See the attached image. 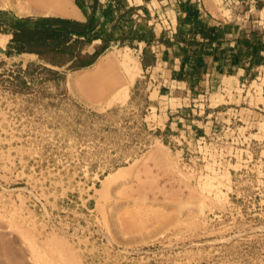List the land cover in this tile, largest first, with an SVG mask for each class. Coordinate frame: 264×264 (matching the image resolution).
Listing matches in <instances>:
<instances>
[{
	"label": "rangeland",
	"instance_id": "374dc122",
	"mask_svg": "<svg viewBox=\"0 0 264 264\" xmlns=\"http://www.w3.org/2000/svg\"><path fill=\"white\" fill-rule=\"evenodd\" d=\"M71 2L137 7L160 61L56 70L0 40V264H264V0Z\"/></svg>",
	"mask_w": 264,
	"mask_h": 264
},
{
	"label": "crops",
	"instance_id": "0c3cea01",
	"mask_svg": "<svg viewBox=\"0 0 264 264\" xmlns=\"http://www.w3.org/2000/svg\"><path fill=\"white\" fill-rule=\"evenodd\" d=\"M62 2L74 9L71 15L36 5H30L33 13L28 15H18L14 8L2 11L0 40H5V57L27 55L52 69L76 71L94 65L110 48L120 47L136 52L142 73L158 65L160 59L152 46L158 43V35L151 39L150 32L142 35L137 7L113 5L109 9L91 7L81 11L71 0ZM203 9H198V18L210 13L205 6Z\"/></svg>",
	"mask_w": 264,
	"mask_h": 264
},
{
	"label": "bare ground",
	"instance_id": "6f19581e",
	"mask_svg": "<svg viewBox=\"0 0 264 264\" xmlns=\"http://www.w3.org/2000/svg\"><path fill=\"white\" fill-rule=\"evenodd\" d=\"M12 0H0V8L1 7H5L6 5H10L12 6V8H16V6L22 4V2L26 3V4H33L34 6H39V7H42L43 9L45 8L46 11H56V13H62V14H70L73 13L74 9L72 10V7L68 4H64L62 2V0H15L14 3H10ZM5 2V3H4ZM37 7V8H39ZM17 9V8H16ZM47 13V12H46ZM108 59H103L101 62H99L96 67H95V72L97 71H101L103 70L104 66L106 65V61ZM81 78V77H80ZM82 78H85V77H82ZM79 80V79H78ZM87 81V79H84V81ZM133 77H130L128 78L127 80V83L128 84H132L133 83ZM81 80H79V84L80 85H84L85 83H87L86 81L84 82L83 79L82 81L80 82ZM82 83V84H81ZM120 174H114L112 177L110 178H106L105 180L102 181L101 183V187L100 189L98 190L101 194L103 193H106L108 192V190L112 187V185L115 183L116 179L119 177ZM27 235L24 236V239ZM28 239V237H26ZM29 241V240H28ZM34 243V241H33ZM48 244V246L50 245H60V246H63V243L61 242H56L55 240L53 241H49V242H46ZM35 247L37 248H40L38 247L37 245H35ZM43 249V248H41ZM39 251V249H36ZM44 250V249H43Z\"/></svg>",
	"mask_w": 264,
	"mask_h": 264
}]
</instances>
